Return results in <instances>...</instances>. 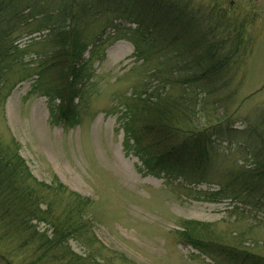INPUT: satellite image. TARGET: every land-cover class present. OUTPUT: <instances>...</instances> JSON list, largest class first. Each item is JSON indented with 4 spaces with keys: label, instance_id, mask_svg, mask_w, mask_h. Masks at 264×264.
<instances>
[{
    "label": "trees",
    "instance_id": "16d2710c",
    "mask_svg": "<svg viewBox=\"0 0 264 264\" xmlns=\"http://www.w3.org/2000/svg\"><path fill=\"white\" fill-rule=\"evenodd\" d=\"M13 1L0 0V90L20 70L32 77V92L47 100L51 123L76 126L87 107L93 64L104 56L110 38H102L106 30L88 38L87 27L103 14L113 15L105 29L132 44L140 74L129 92L115 97L109 111L120 114L125 152L137 158L145 175L184 189L206 183L216 149L235 145L241 153H252V163L237 169L235 164L221 176L218 189L204 195L208 202L241 205L250 197L255 200L249 204L258 209L264 200V119L261 130L236 131L225 108L230 96H216L234 79L228 70L239 44L230 48L229 34L220 39L225 13L216 14L214 7L203 8L196 0H97L98 6L61 0L53 18L43 16L44 26L50 25L46 38L53 42L52 55L24 62L30 45L15 44L10 21L9 27L3 24L11 15L9 8L18 14ZM215 17L221 24L213 23ZM115 19L126 25L112 24ZM211 109H222L220 117L210 115ZM19 148L13 138L0 140V264H110L111 257L92 233L93 202L70 191L55 175L49 185L37 181ZM175 227L176 241L212 264H264V257L224 244L212 224L180 221ZM74 242L81 254L72 250Z\"/></svg>",
    "mask_w": 264,
    "mask_h": 264
},
{
    "label": "rangeland",
    "instance_id": "374dc122",
    "mask_svg": "<svg viewBox=\"0 0 264 264\" xmlns=\"http://www.w3.org/2000/svg\"><path fill=\"white\" fill-rule=\"evenodd\" d=\"M60 1L14 0L12 10L18 14L8 9L11 15L3 24L10 21L14 28L10 38L21 47L30 45L24 62L43 61L52 55L53 42L46 38L50 25L44 26L43 16L52 14L53 18L55 5ZM65 1L70 4L72 0ZM77 1L99 5L97 0ZM196 2L206 9L214 7L216 14L225 13L226 28L220 26L219 31H224L220 39L229 34L230 48L236 41L239 43L228 70L234 79L230 87L216 92V96H230L225 108L236 131L247 127L261 130L264 0ZM114 18L103 14L87 27L88 38L102 30H106L102 38H110L104 46V56L93 64L94 77L87 88L89 98L79 124L71 128L53 125L47 100L32 92V77L22 75L19 70L0 90V140L7 143L13 138L18 142L19 155L37 181L49 185L55 175L70 191L93 202L92 233L105 249L104 255L111 257L110 264H212L176 241L173 231L180 221L212 224L224 244L264 257V200L255 209L249 204L255 199L250 197L246 198L247 204L241 205L229 200L208 202L204 195L206 191L217 190L221 176L232 171L235 164V169L251 164L252 153H241L235 145L218 147L207 182L183 189L177 183L169 185L163 179L145 175L137 158L125 152L117 122L120 114L109 111L116 105L115 97L129 92L140 74L134 68L132 44L116 38L112 29H105ZM26 19L29 23L25 26L22 22ZM213 20V23L220 21L217 17ZM112 24L126 25V22L115 19ZM221 112L222 109H211L209 114L218 118ZM207 117L210 118L208 113ZM70 244L75 253H82L77 243Z\"/></svg>",
    "mask_w": 264,
    "mask_h": 264
}]
</instances>
